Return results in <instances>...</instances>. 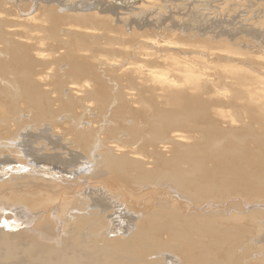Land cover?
<instances>
[{"label": "bare ground", "instance_id": "bare-ground-1", "mask_svg": "<svg viewBox=\"0 0 264 264\" xmlns=\"http://www.w3.org/2000/svg\"><path fill=\"white\" fill-rule=\"evenodd\" d=\"M125 1L126 25L2 3L0 128L19 130L22 105L76 153L0 158V264H264V0ZM167 10L184 13L162 32L133 24ZM193 22L240 38L175 41ZM108 105L104 139L78 130Z\"/></svg>", "mask_w": 264, "mask_h": 264}, {"label": "rangeland", "instance_id": "rangeland-1", "mask_svg": "<svg viewBox=\"0 0 264 264\" xmlns=\"http://www.w3.org/2000/svg\"><path fill=\"white\" fill-rule=\"evenodd\" d=\"M34 1H36V0H34ZM33 0H14V2H13V0H12V2H11V0H0V9H2V6H6L5 8H7L8 6V4H9V8L11 7L12 9H14V8H17L18 7V9L20 8L21 10L22 9H25V7H27L28 5H31V3H33L34 2ZM46 2H52V4H53V6L54 7H58V8H63V7H65L66 6V8H70L73 4H74V1H75V3L76 4H79L78 5V8L79 9H85V10H88V9H90V10H88V11H86L87 13H89V11H90V13H95V12H99V10L101 11V9H103L102 11V13L100 12V13H98V14H102V16L104 15V16H106L107 15V17L109 16L110 18H111V20H112V23L113 22H115L117 19L119 20L120 19V17H122L123 16V18H124V15H122V13L121 12H126V13H128V12H131L132 11V7L133 6H129L128 5V2H126L125 1V3L124 2H120V0H45ZM59 1V2H58ZM72 1V2H71ZM133 1V0H132ZM131 1V2H132ZM4 2V3H3ZM61 2V3H60ZM70 2V3H69ZM4 5H3V4ZM8 3V4H7ZM12 3V4H11ZM14 3H15V5H14ZM56 3H57V5H56ZM62 5V3H63V7L60 5V4ZM67 3H68V5H67ZM72 3V4H71ZM123 3H124V5H125V7H124V5H123ZM126 3H127V5H126ZM133 3V2H132ZM7 4V5H6ZM55 4V5H54ZM76 4H74V5H76ZM13 5L15 6L14 8H13ZM58 5H60V6H58ZM73 5V6H74ZM96 7V8H95ZM98 8V9H97ZM126 8H128L129 9V11H128V9L126 10ZM95 9V10H94ZM119 9V10H118ZM189 9V8H188ZM188 9H186L184 12H185V14H183V13H181L180 11H177L176 10V12L175 11H172L173 13H171V11L170 10H167L166 11V13H165V11H163V14L162 13H160V11H156V12H148V13H143L142 14V16H137V18L135 17L134 19H133V22H135V23H133L135 26H137V25H141V26H143L142 28V30L143 31H145V30H147L148 28H149V26H150V24H151V27L149 28V29H152V28H154V27H156L157 28V26H158V28H159V30H161L160 32H162V30L163 29H167V27H169L170 25H172L171 24V22L172 21H170L169 22V19L172 17H174V14L175 13H177V12H180L181 13V15L183 14L184 16L185 15H188L187 13H188V11L189 10H191L192 11V7L188 10ZM98 10V11H97ZM125 10V11H124ZM169 11H170V13H169ZM186 11H187V13H186ZM108 12V13H107ZM190 12V11H189ZM193 12V11H192ZM169 13V14H168ZM112 16H111V15ZM125 14V13H124ZM149 14V15H148ZM159 14H162L163 15V17L161 16V15H159ZM172 14H173V16H172ZM115 15V16H114ZM116 15H117V17L118 18H116ZM121 15V16H120ZM132 15V14H131ZM134 15V14H133ZM152 15H153V17H152ZM155 15H157V17L155 16ZM114 16V17H113ZM129 16V15H128ZM155 16V17H154ZM171 16V17H170ZM132 17V16H131ZM139 17V18H138ZM144 17V18H143ZM159 17H160V19H159ZM162 17V18H161ZM169 17V18H168ZM109 18V19H110ZM122 18V19H123ZM143 18V19H142ZM150 18V19H149ZM168 18V19H167ZM172 18L170 19V20H172ZM108 19V18H107ZM130 19V18H129ZM136 19V20H135ZM156 19V20H155ZM158 19V20H157ZM114 20V21H113ZM121 20V19H120ZM168 20V21H167ZM110 21V20H109ZM128 21H130V20H128ZM132 21V20H131ZM130 21V22H131ZM148 21V22H147ZM157 21V22H156ZM121 22H122V20H121ZM151 22V23H150ZM168 22H169V24H168ZM123 24H125L124 22H122ZM138 23V24H137ZM159 24H160V26H159ZM162 24V25H161ZM201 24L202 23H200V24H198V26H197V23H189L188 25H182V27H181V25L180 26H176L175 28H174V33H173V37H175L176 36V39L175 38H169V36H168V38L170 39V41L172 42V40L173 39H175V41H177V37H180V36H184V35H182L184 32H185V35H188V33H189V36L191 35L192 37H194L193 39H189L187 36H184L183 38V40L181 41V39L182 38H180V40H178V41H180V43L179 42H177V43H179V44H182L183 43V41L186 39V37H187V39H189L190 41H191V43H194L195 41H194V39H195V37H196V39L199 37V35L201 34V32H202V34L201 35H206L205 37H211V35L212 36H214V37H216V36H218V35H221V36H224V37H228L227 38V40H229V38H231V40L232 39H234V38H238V35L236 36V34H235V32H236V29L231 25V26H225V25H218V24H215V25H212V24H204L203 23V25H202V27H200L201 26ZM126 25V24H125ZM174 25V24H173ZM172 25V26H173ZM193 25V26H192ZM217 25V26H216ZM146 26V27H145ZM154 26V27H153ZM171 26V27H172ZM186 26V27H185ZM205 26H208V27H205ZM222 26V27H221ZM162 27H164L163 29H162ZM180 27H181V29H180ZM198 27L200 28V29H198ZM213 27H214V29H213ZM221 27V28H220ZM228 27V28H227ZM145 28V29H144ZM183 28H185V29H183ZM210 30H209V29ZM217 28H219V29H217ZM192 29V30H191ZM197 29V30H196ZM212 29V30H211ZM158 30V31H159ZM184 30V31H183ZM185 30H187V31H185ZM200 30V31H199ZM192 31V32H191ZM215 31V32H214ZM217 31V32H216ZM175 32H176V35H175ZM188 32V33H187ZM187 33V34H186ZM194 33V34H193ZM200 33V34H199ZM204 33V34H203ZM216 33V34H215ZM224 33H225V35H224ZM177 34H179V35H177ZM193 34V35H192ZM199 34V35H198ZM218 34V35H217ZM223 34V35H222ZM164 35V34H163ZM163 35H162V37H163ZM175 35V36H174ZM228 35V36H227ZM231 35V36H230ZM233 35H235V37L233 36ZM170 37H172V36H170ZM213 37V38H214ZM234 37V38H233ZM166 39H167V36L165 37ZM212 38V37H211ZM239 38H240V36H239ZM238 38V39H239ZM188 40V42H190ZM192 40H193V42H192ZM231 40H229L230 42H232ZM169 41V40H168ZM174 41V40H173ZM174 41V42H175ZM186 41L187 40H185L184 41V43L183 44H185L186 43ZM182 42V43H181ZM187 42V43H188ZM196 43V42H195ZM2 48H3V45H2V43H0V50H2ZM2 54H1V52H0V56H1ZM130 60V62L132 61L131 59H129ZM105 78V79H104ZM108 78V77H107ZM105 76L103 77V80L104 81H106V79H107ZM110 78L111 77H109L108 79H109V83H110ZM113 79L115 78V77H112ZM107 79V80H108ZM112 79V81H115L116 79H114L113 80ZM112 81H111V85L113 84L112 83ZM108 83V82H107ZM112 89H114V84H113V86H110ZM112 90H110V92H109V94H111V95H113L114 93L113 92H111ZM111 105H113V104H111ZM113 106H115V104L113 105ZM20 111H19V113L17 114V120H18V126H19V130L16 128V132H14L13 134H12V132H10V129L7 131V132H4V131H2L1 130V128H0V158H3V157H7V158H9L10 160H13V161H15L16 162V160H17V156L18 155H20L22 152H27L26 154H28V155H31L33 158H37V159H41V160H46V161H51V162H54V163H57L60 159H59V156H61L62 158H64V157H66V155H71L72 153H76V151H74V149H69V147H67L68 149H65L64 147H60L61 146V142L58 140V139H56V138H53L51 135H53V136H55L54 134H53V129H51V127H49L46 131L49 133V134H47L46 132H42L41 133V130L43 131L44 130V125H45V123H43L40 127H38L37 125H36V123H34V121H31L30 120V116L28 115V113L23 109V106L22 105H20ZM110 108L111 109H113L114 110V108H112L110 105H108L107 106V108L105 109V111L102 113V114H100V113H98V115H100V117H98L97 116V121L96 120H93V117H92V119L90 120V118H91V113H89V115L88 114H84V116H82L83 114H81V113H78L77 115H79L78 116V118H77V115L75 116V119L77 118L78 119V121H76L75 123L77 124V123H79V127H77V126H75V127H77L78 128V130H79V128L82 130H84L85 128L87 129L88 128V126L89 127H91L90 126V124H93V126H92V128H93V130L95 129L96 131V134H98L99 133V135L100 136H98L100 139H104L105 138V134H102L101 133V131L103 132H107V131H105V128L106 129H109V128H115V127H113L114 125H115V123H113V122H111V120L109 119V116L110 115H112V111H109L110 110ZM23 109V110H22ZM108 110V111H107ZM88 115V116H87ZM104 115V116H103ZM106 115H107V118H106ZM80 116H82V117H80ZM90 116V117H89ZM93 116V115H92ZM102 117V118H101ZM61 118H63V116L61 117ZM60 118V119H61ZM101 118V119H100ZM107 119V121H106V119ZM76 119V120H77ZM101 121H100V120ZM109 119V120H108ZM79 120H81V121H79ZM72 121H75L74 119L72 120ZM91 121H92V123H91ZM96 121V123L98 122V126L97 127H95L97 124L95 123L94 124V122ZM100 121V122H99ZM105 121V122H104ZM110 122V123H109ZM74 122H73V124H75ZM88 123H90L89 125H88ZM109 124V125H108ZM82 125V126H81ZM125 125H126V123H125ZM127 125H130V122H128L127 123ZM87 126V127H86ZM100 126H101V128H100ZM108 126V127H107ZM112 126V127H111ZM128 127V126H127ZM98 130H97V129ZM103 128V129H102ZM97 131H100V132H97ZM103 132V133H104ZM51 134V135H50ZM95 134V135H96ZM121 134L122 135H124V136H121ZM125 134L126 133H120L119 135H118V139H122V137H125ZM127 135V134H126ZM65 139H68V137H66ZM99 139V140H100ZM62 145H66L64 142H63V144ZM101 146V145H100ZM8 147H12V148H14L15 150H17V154H14V153H10V150H9V148ZM95 148H97V146H95L93 149H95ZM74 151V152H73ZM30 152H32V153H30ZM17 155V156H16ZM49 157V158H48ZM96 161H100V157H96ZM12 165H16V164H12ZM11 165V166H12ZM76 174H81L80 172H77ZM82 183V182H81ZM161 184L160 185H156V186H152V187H150L151 189L152 188H157L158 190H162L163 188H161ZM102 188V187H101ZM147 188H149V187H143V188H140L139 190H137V191H133L134 193H137V194H140L143 190H145V189H147ZM86 190H88V192L89 191H94V189L93 188H91V187H87L86 188ZM157 190V191H158ZM230 201H235V202H238L239 201V199H237V200H230ZM230 201H228L229 203H230ZM72 213H73V211H71Z\"/></svg>", "mask_w": 264, "mask_h": 264}]
</instances>
